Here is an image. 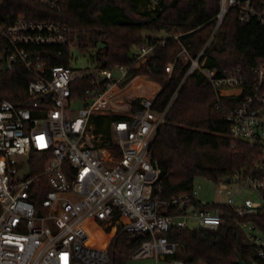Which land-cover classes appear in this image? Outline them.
<instances>
[{
	"label": "built area",
	"instance_id": "1",
	"mask_svg": "<svg viewBox=\"0 0 264 264\" xmlns=\"http://www.w3.org/2000/svg\"><path fill=\"white\" fill-rule=\"evenodd\" d=\"M158 1L152 0L150 6L154 9ZM40 2L55 13L54 19L17 16L11 24L0 26V71H14L19 64L31 76L29 104L16 106L0 100V264H111L109 248L122 233L145 239L132 259L183 264L167 260L176 254L178 243H170L165 234L192 222L216 231L223 221V205L233 210L239 229L264 264V231L244 220L264 215V176H260L264 173V64L248 72L240 66L210 69L205 63V53L229 10L239 11L243 25L252 20L264 25V0H221L215 31L205 48L193 58L184 47L178 56L191 63L186 77L198 71L214 88L215 109L227 119L234 145L243 143L253 152L255 170L218 180V194L227 197L219 202L202 201V186H193L189 194L168 202L159 199L161 171L150 148L168 110H153L155 95L143 98L141 108L132 110L122 88L128 67L81 71L52 65L63 55L54 49L69 42L67 1ZM153 49L146 45L134 49L135 67L146 63ZM174 66L170 63L166 72L171 73ZM114 71L121 75L115 78ZM79 82L89 85L82 88ZM223 98L232 99V104L226 105ZM74 103L83 108L67 119L66 110ZM110 114L127 116L111 123L119 156L101 147L102 137L94 133L93 116ZM35 154L43 155L40 171L31 163ZM242 179L246 184L233 195L232 186ZM246 188L263 202L251 198L238 202ZM161 207L180 213L170 217L159 212ZM89 227L109 235V240L101 246L91 244Z\"/></svg>",
	"mask_w": 264,
	"mask_h": 264
},
{
	"label": "trees",
	"instance_id": "2",
	"mask_svg": "<svg viewBox=\"0 0 264 264\" xmlns=\"http://www.w3.org/2000/svg\"><path fill=\"white\" fill-rule=\"evenodd\" d=\"M66 1L64 16L68 37L75 35L80 46L91 45L98 49L102 43L104 46L98 49V55L106 57L102 68L128 67L122 88L141 76L161 85L154 97L153 110L157 113L168 111L150 148L161 171V191L157 192L161 201L189 194L196 179L217 183L219 179L239 173L247 175L255 170L252 150L243 143L234 145L227 119L216 111L218 96L214 88L198 71L186 77L191 63L178 58L184 47L193 58L205 48L214 34L221 0H159L154 9L150 6L152 0ZM17 16L30 20L56 17L40 0H0V26L11 24ZM162 40L164 45L159 43ZM2 45L0 39V50ZM137 45L154 46L149 60L140 67L134 65L133 47ZM54 50L62 51L63 55L52 60V65L72 67L69 42ZM205 57L207 68L219 70L240 66L250 72L264 64V25L255 20L243 25L239 22V11L229 10ZM170 63L175 66L167 73ZM15 68L14 71H0V100L16 106L27 105L31 76L22 65ZM79 83L82 88L89 85ZM128 100L133 111L141 108L143 98ZM223 101L226 105L232 104L230 98H223ZM125 117L110 114L92 118L94 133L102 137L101 147H108L116 156L119 153L113 142L111 123ZM41 158L40 154L32 158L36 171L44 164ZM159 212L170 217L180 213L173 207H161ZM221 212L223 221L216 231L199 226L170 229L165 236L170 243H178V248L167 260L183 264H237L240 257L247 263L253 260L260 264L256 247L239 229L233 210L223 205ZM244 220L258 224L264 231V215ZM144 240V237L119 234L109 248L111 264H126Z\"/></svg>",
	"mask_w": 264,
	"mask_h": 264
},
{
	"label": "rangeland",
	"instance_id": "3",
	"mask_svg": "<svg viewBox=\"0 0 264 264\" xmlns=\"http://www.w3.org/2000/svg\"><path fill=\"white\" fill-rule=\"evenodd\" d=\"M163 39V38H162ZM163 42V40L161 41ZM140 45L134 46L133 47V53L134 49H137ZM69 49H71L70 53V66H72L74 69L77 70H91V71H98L100 68H102L103 64L106 61V57L101 55H98V49L94 46L91 45H84L80 46V44L77 41V38L75 35H71L69 38ZM116 69V68H114ZM112 69V70H114ZM121 75V72L119 71H114V76L115 78H118ZM144 80L140 79L142 82H137L132 89H130V92H125L126 99L129 102L128 99H135V98H150L154 94L156 95L157 93L155 89H157V86H154L153 88L148 87V85H145L144 81H150L149 78L141 76ZM152 82V81H151ZM155 82V81H153ZM157 83V82H155ZM159 87L161 88V85L158 83ZM143 89H146L147 91H141ZM141 92H144L140 94ZM232 92H226V94H230ZM142 97H138V96ZM83 108V105L81 103H74L71 107H68L66 110L65 117L67 119L75 118L80 109ZM246 184L245 180H239L235 182V185L232 186V189L234 190L233 195H236V192L239 190L240 187L244 186ZM195 188L198 189L199 186H202V190L199 192V198L202 201H208V202H219L226 200V196H220L218 194V191L220 190L221 186L218 183L211 182L208 180H203V179H196ZM251 198L255 203L259 202L262 203L263 200L262 198L256 193H253L250 188L244 189L243 193L239 196L238 202L242 199H248ZM189 227L195 228L198 227V223L192 222L190 223ZM106 232V231H105ZM126 264H156L155 259H140V260H135V259H128L126 261ZM159 264H167L166 261H159ZM197 264H203L201 262Z\"/></svg>",
	"mask_w": 264,
	"mask_h": 264
},
{
	"label": "bare ground",
	"instance_id": "4",
	"mask_svg": "<svg viewBox=\"0 0 264 264\" xmlns=\"http://www.w3.org/2000/svg\"><path fill=\"white\" fill-rule=\"evenodd\" d=\"M143 93V92H142ZM92 229V227H89V231ZM90 243L94 244L96 246H101L102 244H105L110 236L109 235H103L98 229L97 230H91L90 232Z\"/></svg>",
	"mask_w": 264,
	"mask_h": 264
},
{
	"label": "crops",
	"instance_id": "5",
	"mask_svg": "<svg viewBox=\"0 0 264 264\" xmlns=\"http://www.w3.org/2000/svg\"><path fill=\"white\" fill-rule=\"evenodd\" d=\"M140 79L144 80L142 77H136V78L132 81V83H131L129 86L126 87V92H130V89H132V87H133L137 82H139L138 80H140ZM144 83H145V85H148V87H150V88H153L154 86H157L158 88L155 89V90H156L155 93H158V92L161 90V88L159 87L158 83H155V82H153V81H152V82H151V81H147V80H145ZM141 91H147V90H146V89H143V90H141ZM143 93H144V92H143ZM140 94H142V92H141ZM154 95H155V94H154ZM138 97H142V95H141V96L139 95Z\"/></svg>",
	"mask_w": 264,
	"mask_h": 264
},
{
	"label": "water",
	"instance_id": "6",
	"mask_svg": "<svg viewBox=\"0 0 264 264\" xmlns=\"http://www.w3.org/2000/svg\"><path fill=\"white\" fill-rule=\"evenodd\" d=\"M104 45L102 43H100L98 45V49H101ZM3 63H4V66L3 68L6 70V57L3 56ZM228 182H230L231 180L230 179H227ZM193 208L191 207L190 210H192ZM237 264H257L255 261L251 260L249 261L248 263L245 262L242 258L239 257L238 261H237Z\"/></svg>",
	"mask_w": 264,
	"mask_h": 264
}]
</instances>
